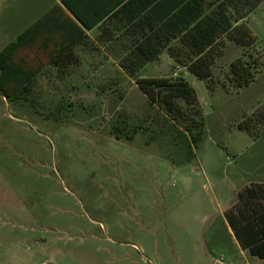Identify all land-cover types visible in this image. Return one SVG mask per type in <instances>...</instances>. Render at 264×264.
Wrapping results in <instances>:
<instances>
[{"label":"rangeland","instance_id":"374dc122","mask_svg":"<svg viewBox=\"0 0 264 264\" xmlns=\"http://www.w3.org/2000/svg\"><path fill=\"white\" fill-rule=\"evenodd\" d=\"M51 2L0 0V48ZM247 26L254 42L227 41L213 67L225 87L210 90L166 52L139 73L177 72L194 88L197 104L178 100L179 128L203 122L187 161L171 139L176 121L123 72L46 70L34 103L0 95V264H263L223 215L236 184L264 179V0ZM20 55L48 61L36 47ZM239 56L257 64L237 89L227 73ZM246 116L258 136L238 127Z\"/></svg>","mask_w":264,"mask_h":264},{"label":"trees","instance_id":"16d2710c","mask_svg":"<svg viewBox=\"0 0 264 264\" xmlns=\"http://www.w3.org/2000/svg\"><path fill=\"white\" fill-rule=\"evenodd\" d=\"M261 1L61 0L74 18L56 4L0 48V95L6 100L34 103L33 88L44 64L31 63L20 55L21 50L30 49L40 40V45L47 47L56 38L54 33H58L53 42L56 53L50 55L49 63L63 66L65 60L71 59L72 46L85 37L78 22L85 28L104 20L122 22L135 35V40L119 59V65L151 105L156 104L167 118L176 121L169 123L171 139L184 153L183 161H187L194 156L192 144L196 145L203 135V122L201 116L193 117L189 127L179 128L178 122L185 112L178 100L193 107L197 104L194 88L181 76L140 77L139 71L165 50L214 90L221 83L213 78V67L223 53V38L237 46L251 45L255 38L244 18ZM252 62L240 56L230 62L227 79L233 87L240 89L254 80L257 60L253 58ZM221 85L225 87L224 83ZM194 113L200 114V111ZM247 118L238 127L254 134ZM223 215L239 247L264 259V183L251 182L240 187L235 201L224 209Z\"/></svg>","mask_w":264,"mask_h":264},{"label":"crops","instance_id":"0c3cea01","mask_svg":"<svg viewBox=\"0 0 264 264\" xmlns=\"http://www.w3.org/2000/svg\"><path fill=\"white\" fill-rule=\"evenodd\" d=\"M208 1L212 2L214 0H208ZM56 4L60 5L65 12H67L70 16H72L69 13V11L64 7L61 0H52V2L44 8L42 13H40V15L38 17H40L43 13H45L48 9H50L52 6H54ZM138 5H140V4H138ZM211 7H213V5ZM249 13L244 18L246 24H247V19H248ZM36 19H34L33 21H35ZM33 21H31L28 25H30ZM238 22H240V20ZM78 24L82 27L85 37L80 39L78 41V43H76L75 45L72 46V49H71L72 54L70 55L71 59L65 60L64 61L65 64L63 66L54 65L52 63H49L50 55H54L56 53V45H54L53 42L57 38L58 33H54V36H56V38H54L48 44L47 47H43L40 45L41 40L38 41L37 44H35L33 46V47H36V49L39 50L41 54H44L48 57V61L46 63L42 62L44 64V67H42V70L40 72H44L46 70H53L55 72H64L65 74H67L69 72L84 73L86 71L85 68L89 67L92 72L94 71V72H100V73H108V72H112V71H120L126 75L124 70L119 65V59L127 53L128 47L130 46L131 41L135 40V37H134L135 35L133 33L131 34L129 31L126 30V28H125L126 25H122L123 24L122 22L117 23L115 21L110 22L107 20H104L103 22L100 21L91 28H85L79 22H78ZM223 39L225 41L224 48L226 46L227 41L233 43V41H230L227 38H223ZM57 40L59 41L60 39L58 38ZM33 47H31V48H33ZM23 50H27V49H23ZM23 50H21V51H23ZM21 51H20V53H21ZM163 52H166V51L163 50L161 53H163ZM161 53L159 54V56L156 60L149 61L145 64L157 63L160 59ZM170 59L173 61V62H171L172 63L171 65L173 67H176L177 65H179V66L183 67L185 74L190 73L185 66L174 61V59L172 57H170ZM144 65H143V67H144ZM142 68H141V70H142ZM140 71H139V73H140ZM171 75L176 77L178 74H177V72H172ZM158 76L159 75H147V76H140V77H158ZM127 77H129V76H127ZM181 77H183V76H181ZM251 182H262V183H264V179L257 180V181H251ZM251 182H249V183H251ZM244 185H247V184H244ZM244 185H242V186H244ZM242 186H240V184H236L234 187L235 193ZM227 225H228V223H227ZM229 228H230V226H229ZM230 230H231V228H230ZM241 251H242V249H241Z\"/></svg>","mask_w":264,"mask_h":264}]
</instances>
